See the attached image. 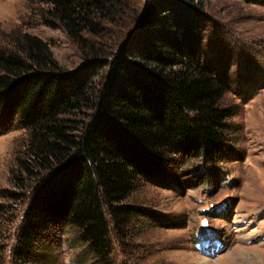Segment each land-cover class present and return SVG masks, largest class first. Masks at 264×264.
Returning <instances> with one entry per match:
<instances>
[{
	"label": "trees",
	"instance_id": "16d2710c",
	"mask_svg": "<svg viewBox=\"0 0 264 264\" xmlns=\"http://www.w3.org/2000/svg\"><path fill=\"white\" fill-rule=\"evenodd\" d=\"M202 1L44 0L35 17L78 46L75 70L37 35L0 43V135L27 134L12 188L0 190L1 221L27 204L21 262L50 261L74 229L93 263L111 264L113 228L124 234L142 214L129 203L141 182H175L168 168L184 159L243 158L232 146L239 107L225 104L228 77L199 52Z\"/></svg>",
	"mask_w": 264,
	"mask_h": 264
},
{
	"label": "rangeland",
	"instance_id": "374dc122",
	"mask_svg": "<svg viewBox=\"0 0 264 264\" xmlns=\"http://www.w3.org/2000/svg\"><path fill=\"white\" fill-rule=\"evenodd\" d=\"M43 2L0 0V43L13 32H28L47 41L64 68H79L84 58L65 30L35 17ZM202 2L206 17L199 52L228 77L225 104L239 107L231 119L239 129L232 146L243 158L223 150L227 160L218 163L184 159L168 168L175 182L161 176L141 182L129 203L142 214L124 234L113 228L111 264H264V5ZM26 136L16 126L0 135V190L12 188L11 170ZM26 207L18 205L9 220H0V264H95L74 229L54 245L50 261L21 262L15 250ZM204 229L210 230V251L196 242Z\"/></svg>",
	"mask_w": 264,
	"mask_h": 264
},
{
	"label": "water",
	"instance_id": "95a60500",
	"mask_svg": "<svg viewBox=\"0 0 264 264\" xmlns=\"http://www.w3.org/2000/svg\"><path fill=\"white\" fill-rule=\"evenodd\" d=\"M203 225L207 226V220L206 219L203 221Z\"/></svg>",
	"mask_w": 264,
	"mask_h": 264
}]
</instances>
